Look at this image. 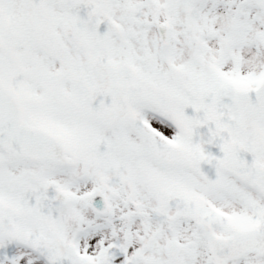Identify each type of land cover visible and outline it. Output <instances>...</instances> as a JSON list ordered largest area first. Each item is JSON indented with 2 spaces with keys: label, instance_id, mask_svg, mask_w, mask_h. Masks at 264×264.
Segmentation results:
<instances>
[{
  "label": "snow or ice",
  "instance_id": "obj_1",
  "mask_svg": "<svg viewBox=\"0 0 264 264\" xmlns=\"http://www.w3.org/2000/svg\"><path fill=\"white\" fill-rule=\"evenodd\" d=\"M0 264H264V0H0Z\"/></svg>",
  "mask_w": 264,
  "mask_h": 264
}]
</instances>
